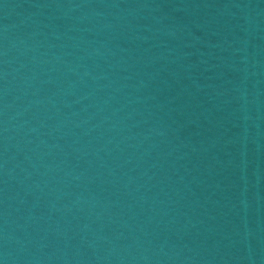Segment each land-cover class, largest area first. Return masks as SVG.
Segmentation results:
<instances>
[{"label": "water", "instance_id": "obj_1", "mask_svg": "<svg viewBox=\"0 0 264 264\" xmlns=\"http://www.w3.org/2000/svg\"><path fill=\"white\" fill-rule=\"evenodd\" d=\"M0 264H264V0H0Z\"/></svg>", "mask_w": 264, "mask_h": 264}]
</instances>
